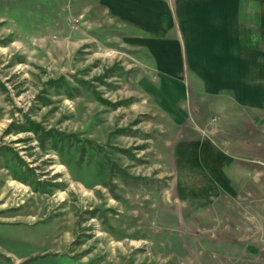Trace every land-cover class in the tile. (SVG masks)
Returning <instances> with one entry per match:
<instances>
[{
  "label": "rangeland",
  "instance_id": "rangeland-1",
  "mask_svg": "<svg viewBox=\"0 0 264 264\" xmlns=\"http://www.w3.org/2000/svg\"><path fill=\"white\" fill-rule=\"evenodd\" d=\"M178 1L0 0V264H264V97L205 90Z\"/></svg>",
  "mask_w": 264,
  "mask_h": 264
},
{
  "label": "crops",
  "instance_id": "crops-1",
  "mask_svg": "<svg viewBox=\"0 0 264 264\" xmlns=\"http://www.w3.org/2000/svg\"><path fill=\"white\" fill-rule=\"evenodd\" d=\"M102 2L132 27L140 23L151 32L170 28L164 27L172 19L165 0ZM175 5L182 6L180 30L193 57L190 67L195 64L205 90L215 93L217 86H230L242 101L262 100L264 0H179Z\"/></svg>",
  "mask_w": 264,
  "mask_h": 264
}]
</instances>
